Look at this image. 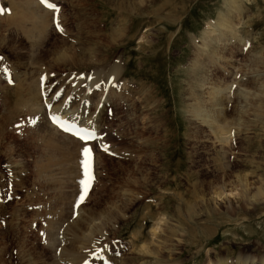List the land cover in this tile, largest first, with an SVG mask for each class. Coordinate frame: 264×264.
Returning <instances> with one entry per match:
<instances>
[{"label":"rangeland","instance_id":"374dc122","mask_svg":"<svg viewBox=\"0 0 264 264\" xmlns=\"http://www.w3.org/2000/svg\"><path fill=\"white\" fill-rule=\"evenodd\" d=\"M50 1L60 8L63 33L50 13L40 47L39 33L23 25L40 6L0 0V70H7L0 71V264L263 260L264 0H241L243 23L232 34L241 40L234 43L211 33L221 31L215 23L224 0H123L128 10L122 0ZM115 30H123L120 38ZM215 50L226 59L233 54L231 65ZM66 55L86 64L64 62ZM114 65L121 71L106 89ZM41 75L51 107L81 108L80 98H89L85 116L97 143L62 140L68 150L49 143L60 139L33 107ZM223 83L231 87L213 107L208 91ZM219 124L232 131L227 143ZM84 146L93 151L95 180L77 207ZM234 176L259 190L253 206L213 202L240 189ZM175 210L196 241L175 222Z\"/></svg>","mask_w":264,"mask_h":264},{"label":"bare ground","instance_id":"6f19581e","mask_svg":"<svg viewBox=\"0 0 264 264\" xmlns=\"http://www.w3.org/2000/svg\"><path fill=\"white\" fill-rule=\"evenodd\" d=\"M35 1V0H34ZM39 1V0H38ZM38 5H39V3H40V1H39V3L37 2V1H35ZM49 2V1H48ZM241 0H224V2H223V12H221L219 15H218V17H217V22L215 23V26H217L218 28H220L221 29V31H218L217 32V29H216V31L215 30H212V32L211 33H213L214 34V38L215 39H217L218 41H222L223 43H228V42H232L233 41V43L236 41H240L241 39L237 36H233L234 34V31L236 32V29H237V26L238 25H240V24H242L241 23V16H243V13H244V8L242 7V4H241ZM51 3V2H50ZM12 4V3H11ZM40 6V5H39ZM133 6V10H136V5L135 4H133L132 5ZM41 8H43V9H45V7H43V6H40ZM119 7L120 8H122V9H126V10H128V5H126L125 6V4L123 3V0H122V3L119 5ZM45 10H47V9H45ZM48 11V10H47ZM49 12H51V14H52V19H54V17L56 16V13H54V12H52V11H49ZM129 12H132V10L130 9L129 10ZM235 13V14H234ZM22 15V14H21ZM239 16H240V18H239ZM32 19V18H31ZM33 20V19H32ZM39 20V19H38ZM43 23V22H42ZM53 20H52V25H53ZM39 24H40V22H39ZM38 24V25H39ZM42 26H43V24H41ZM211 25V24H210ZM209 25V26H210ZM31 26V25H30ZM54 26V25H53ZM209 26H208V29H207V31L209 30ZM212 26V25H211ZM37 27V26H36ZM40 27V26H39ZM44 27V26H43ZM43 27H42V30H43ZM207 27V26H206ZM22 28H23V26H22ZM212 28V27H211ZM122 29V28H121ZM213 29V28H212ZM214 29H215V27H214ZM35 30H39V28L37 27V29L35 28ZM211 30V29H210ZM239 31V29H237V32ZM30 32V31H29ZM38 32V31H37ZM115 32V34L117 35V37H121L122 36V34H123V30H121V31H114ZM236 32V33H237ZM41 33V32H40ZM63 33V32H62ZM135 34V33H134ZM233 34V35H232ZM205 35H206V33H204L203 34V36L205 37ZM114 36V35H113ZM207 36V35H206ZM234 38V39H233ZM240 40H239V39ZM112 39V41H115V38H111ZM128 39V38H127ZM208 42L209 43H211L212 42V38H210V37H208ZM206 40V39H205ZM205 42H207V41H205ZM221 42V43H222ZM220 43V44H221ZM96 44V43H95ZM208 44V43H207ZM13 45H14V43H13ZM204 46L203 47H207V45L206 44H203ZM212 45V44H211ZM219 45V44H218ZM223 46H224V44H223ZM14 47V46H13ZM202 47V46H201ZM203 47H202V49H203ZM14 50V49H13ZM213 50V49H212ZM211 50V51H212ZM15 51V50H14ZM214 51V50H213ZM217 52V54H215V55H221V59H226V57L224 56V54H222V51H220L221 52V54H220V52H219V50H215V52L214 53H216ZM233 52V51H232ZM58 53H59V51H58ZM205 53V52H204ZM210 53V52H209ZM234 53V52H233ZM56 54H57V52H56ZM208 53H206V55H207ZM230 56H228V58L226 59L227 60V62H225V66L226 65H228V66H230L231 65V60H232V57H234V55L233 54H229ZM209 56V55H208ZM207 56V57H208ZM211 56V55H210ZM213 56V55H212ZM212 56L210 57V58H208L210 61H211V58H212ZM61 57V56H60ZM63 58H64V62H77V64L78 65H83V64H86V63H84V59L82 58V57H80V56H78V55H75V57L73 56L72 57V59L71 60H67V55L66 56H63ZM56 59V58H55ZM61 59V58H60ZM216 59V58H215ZM212 60V61H215L216 62V60ZM220 60V59H219ZM60 61V60H59ZM211 61V62H212ZM257 63V62H256ZM29 66V65H28ZM213 66V65H212ZM242 66V65H241ZM24 68V67H23ZM223 68H224V66H223ZM234 68V67H233ZM235 68H236V66H235ZM121 68L118 66V65H114L112 68H111V71H110V73L107 75V77H106V80H107V85H106V89H108V88H111L112 87V83L114 82V80H115V78L120 74V72L119 71H121L120 70ZM225 70V69H224ZM233 70V69H232ZM223 71V70H222ZM226 72V71H225ZM234 72V71H233ZM240 72V71H239ZM119 73V74H118ZM227 73V72H226ZM229 73V72H228ZM24 74H26V72H24ZM223 74V73H222ZM230 74H231V72H230ZM226 75V74H225ZM232 75V74H231ZM99 75H97V74H95L93 77L95 78V77H98ZM25 78H27V77H25ZM46 76H43V75H41L40 76V79H39V83H40V87L38 88V91H37V93H33L32 94V96L34 97V98H36V101H39V103L37 104L36 103V105L34 104L33 105V107L35 108V110H38L37 112H40L41 114L42 113H44V116H45V118H46V120H48L47 122H46V124H48L49 125V130H51V132L54 134V136H56V137H58L60 140L59 141H56V142H53V141H50L49 143L50 144H53V145H56V147H58V148H62V149H64V150H68V148H67V146L64 144V143H62L61 141L62 140H65V139H68V141L71 143V144H77V143H83V142H81V141H79L78 139H76L75 137H73L72 135H69V134H66V133H64V132H62V131H60V130H58V128L55 126V125H53L52 123H50V120L47 118V117H49V116H51V117H53V116H57V117H59L61 120H63V121H66V122H68V123H70V124H75L77 127H83V128H88V129H90V130H94V131H96L95 129H94V127H92L91 125H89L90 124V121H91V116L89 115V117L88 118H86V110L88 109V105H89V103H88V101H89V98L86 96V95H84V97H82V98H80V100H83L82 101V107L80 108V107H73L71 104H69V103H66L65 104V102H64V104H62V105H60V106H58V107H51L50 106V103H49V100H48V94H47V87L45 86L46 84ZM219 82H221V81H219ZM222 83V82H221ZM224 84V83H223ZM42 86V87H41ZM239 86V85H238ZM231 87V86H230ZM229 87V85L227 86L226 84H224V85H219V86H216V87H211L209 90H211V92H209L208 91V95H210L211 97H210V100L213 102L212 104H213V107H215V106H219L220 105V102L221 101H223V99L219 102V98H221L225 93V91L227 92V89H229L230 88ZM105 89V88H104ZM228 94V93H227ZM225 98V97H224ZM50 101H51V99H50ZM101 103V102H100ZM211 103V102H210ZM222 103V102H221ZM97 105H98V103H97ZM96 105V108L98 107ZM102 105V104H101ZM212 106V105H211ZM217 108V107H216ZM221 108V107H220ZM78 109V110H77ZM198 110V109H197ZM224 110H226V108L224 109ZM198 112V111H197ZM219 112L220 113H222V110L221 109H219ZM225 112V111H224ZM40 113H38V114H40ZM213 113V112H212ZM210 114V113H209ZM215 116H216V114H214ZM47 116V117H46ZM211 116H213V114H211ZM214 116V117H215ZM222 117H224V115H221ZM207 117H208V115H207ZM40 118V117H39ZM39 118L37 119L38 120V123L40 122L39 121ZM213 118V117H212ZM218 118V117H217ZM94 119V118H93ZM200 119H202V117L200 118ZM211 119V118H210ZM226 119H227V117H226ZM208 120V119H207ZM33 121V120H32ZM52 124L53 126H51L50 124ZM223 122V121H222ZM36 123H37V121H36ZM41 123V122H40ZM208 123H210V122H208ZM224 124H225V121H224ZM47 125V126H48ZM213 125V124H212ZM221 125V126H220ZM55 126V127H54ZM94 126H96V125H94ZM214 126V125H213ZM239 126V125H238ZM48 128V127H47ZM96 128V127H95ZM230 129V128H229ZM218 130H219V132H221L222 134L221 135H223L224 136V134H225V136L228 134V137H225V138H222L223 140V143H227V141H228V138L229 137H231L232 135H231V132L232 131H229L228 130V127L226 126V127H224L223 126V124H219V127H218ZM49 133V132H48ZM51 133V134H52ZM218 133V132H217ZM50 134V135H51ZM47 136H49V135H47ZM51 137V136H50ZM53 137V136H52ZM89 145V144H88ZM101 147V146H100ZM235 177V176H234ZM236 178V177H235ZM255 179H252V183H255V181H254ZM233 181V183H235L236 184V186L237 187H239L240 186V189L238 190L237 189V191H235L234 192V189L233 188H231L230 190H229V192L228 193H225V192H223L222 193V195L221 194H215V197H214V199H213V202L214 203H217V204H220V205H222V206H226V207H232V205L233 206H235V207H237V206H243V207H251V206H253V203L255 202V203H257V201L261 198V196L259 195V193L260 192H258L259 190H256L255 192H250V190H249V187H247V185H245L244 186V184H246V183H248L247 182V180L245 179V178H243L242 176H238V178H236V179H234V180H232ZM227 184V183H226ZM225 184V185H226ZM249 184V183H248ZM225 185L224 186H222L221 187V189H222V191L224 190V187H225ZM228 185V184H227ZM226 185V186H227ZM230 187V186H229ZM246 188H248V189H246ZM226 189V188H225ZM134 194V193H133ZM171 194V193H170ZM172 195V194H171ZM221 196V199H222V201L220 200V198L219 199H217L218 197H220ZM222 196H223V198H222ZM126 203H127V205H125V207L127 206V208H128V210H129V207L134 203V200H133V198L131 197V196H127L126 197ZM161 201V200H160ZM262 202V201H261ZM259 203V202H258ZM172 217L175 219V222L178 224V226H181L182 228H183V230H187L188 232H189V240L192 238V240H195L196 241V231L195 230H193V229H189L188 228V222L186 221V219L185 218H183V216H182V213L179 211V210H175L174 211V214H172ZM161 221H165V219H160V221H159V223L161 222ZM167 224V223H166ZM82 226V225H81ZM88 226V225H87ZM158 227V226H157ZM89 228V227H88ZM88 230V229H87ZM158 230H159V228H158ZM190 230V231H189ZM89 231V230H88ZM87 231V232H88ZM86 233V232H85ZM205 234V233H204ZM187 237V236H186ZM206 237V236H205ZM196 238V239H195ZM192 243V242H191ZM146 249L144 248L142 251L144 252ZM139 251H141V250H139ZM151 253V252H150ZM62 255V254H61ZM68 256V255H67ZM55 257V256H54ZM95 259V258H94ZM126 261V260H125ZM124 261V262H125ZM256 262H258L257 264H264V259L263 260H259V261H256L255 259H253V258H251V257H244V258H238L237 259V261H232L231 262V260H228L227 259V261L224 259H220L219 261H217V264H256ZM119 264H124L123 262H119ZM127 264V263H126ZM210 264H216V263H210Z\"/></svg>","mask_w":264,"mask_h":264},{"label":"snow or ice","instance_id":"6c2138e0","mask_svg":"<svg viewBox=\"0 0 264 264\" xmlns=\"http://www.w3.org/2000/svg\"><path fill=\"white\" fill-rule=\"evenodd\" d=\"M40 3L44 5L46 8H48L50 11L57 14L54 17L53 22L56 26L57 31L63 32V28L60 25L59 16H58V14L60 13V8L56 4L48 2V0H40ZM3 13L4 10L0 9V14ZM0 71H2L4 74L7 73L6 69ZM99 87L100 85H97V88ZM50 119L52 123L56 125L59 129H61L63 132L70 133L73 137L83 142L85 145H87L90 141H94L97 139V135L94 130H90L88 128H83V127H77L75 124H70L66 121H63L57 116L50 117ZM34 122L35 121H33V123ZM102 150L107 152L108 146L104 145ZM80 156L82 157L80 160V167L83 178L79 181L80 194L77 200V207L84 202L95 180L94 170H93L94 157H93L92 148L89 146L82 147Z\"/></svg>","mask_w":264,"mask_h":264},{"label":"crops","instance_id":"0c3cea01","mask_svg":"<svg viewBox=\"0 0 264 264\" xmlns=\"http://www.w3.org/2000/svg\"><path fill=\"white\" fill-rule=\"evenodd\" d=\"M36 6H38L37 4H36V2L34 1V0H31ZM25 2H26V0H25ZM39 9V11H40V15H33V16H31L29 19H26L24 22H23V25H24V28L26 29V30H28L29 29V31L27 32V33H29V34H33V33H36L37 31H38V33H39V35L41 36V38H39V37H34V39H35V44L37 45V46H40V47H42V45L44 44V43H42L43 41H46V36L44 35L45 34V29L48 27L47 26V19H48V17H50V25H51V15H50V13L51 12H49V11H47V10H42V9H40V7H38ZM33 20H32V19ZM39 19V20H38ZM22 20V19H21ZM21 20H19V24L18 25H21L22 23H21ZM39 22H40V24H39ZM43 22V23H42ZM39 24V25H38ZM41 24H43V26L41 25ZM49 24V23H48ZM31 25V26H30ZM39 28V30H35V28L37 29V27ZM40 26V27H39ZM42 27H43V30H42ZM41 32V33H40ZM30 46H33V42H31V44H30ZM30 52H34V50H29ZM53 51V50H52ZM59 51H64V49L63 50H59ZM38 110H36V112H37ZM41 112V111H40ZM40 112H37V114L38 113H40ZM41 114V113H40Z\"/></svg>","mask_w":264,"mask_h":264}]
</instances>
